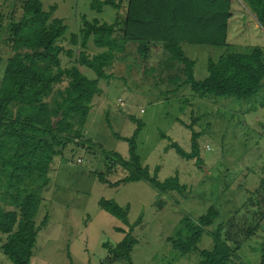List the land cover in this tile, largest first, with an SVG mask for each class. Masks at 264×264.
Instances as JSON below:
<instances>
[{
	"label": "rangeland",
	"instance_id": "1",
	"mask_svg": "<svg viewBox=\"0 0 264 264\" xmlns=\"http://www.w3.org/2000/svg\"><path fill=\"white\" fill-rule=\"evenodd\" d=\"M93 1L41 0L45 10L56 7L52 18L62 19L67 27L66 38L79 34L82 17L108 24L115 20L118 10L104 5L97 12L91 8ZM115 1L124 4L126 0ZM236 4L249 11L243 3ZM123 8L119 10L121 15ZM20 14L19 1L0 0V81L3 60L11 52L10 46L4 44L7 25ZM249 19L244 25L234 22L229 34L230 52L245 53L258 47L264 54V29L254 27L255 22ZM64 45L67 47L68 42ZM87 45L91 52L101 51L91 41ZM226 48L183 45L186 55L195 61L194 78L203 80L208 59L217 60L228 52ZM117 59L109 69L115 77L99 82L101 92L94 96L84 124L83 138L93 144L83 150L72 147L57 158L48 174V185L40 191L35 221L40 225L46 219V224L38 231L30 264H126L123 260L112 262L107 247H115L124 237L117 228H128L99 206L101 198L128 207V222L137 224L131 231L137 240L131 251L134 264H195L198 254L181 256L167 241L184 215L196 219L215 206L220 212L218 222L241 214L249 218L250 213L264 211V92L249 100L210 94L200 97L188 86L174 92L176 86L168 78L176 70L164 67L165 53L152 51L144 58L136 52V43L126 44ZM82 70L88 78L94 77L87 68ZM106 114L113 131L122 139L111 133L105 123ZM137 121L143 124L136 139L141 163L150 173L157 168L159 181L178 176L190 193L187 198L176 192L160 195L145 180L117 187L98 181L93 172L106 173L109 167L104 151L128 157V144L123 138L132 135ZM188 124L201 133L198 144L202 168L194 160L178 155L168 147V139L161 137L163 133L189 152ZM127 174L118 164L107 180L113 183ZM211 245V237L204 234L198 246L209 249ZM263 249L264 239L254 236L236 250V259L257 264ZM0 264L10 263L0 255Z\"/></svg>",
	"mask_w": 264,
	"mask_h": 264
},
{
	"label": "trees",
	"instance_id": "2",
	"mask_svg": "<svg viewBox=\"0 0 264 264\" xmlns=\"http://www.w3.org/2000/svg\"><path fill=\"white\" fill-rule=\"evenodd\" d=\"M17 1L21 14L7 25L4 44L10 46L11 52L3 60L0 81V255L10 264H30L38 231L46 224V219L40 225L35 221L40 191L48 185V174L57 158L72 147L83 150L93 144L83 138L84 124L94 96L101 92L99 82L115 77L109 69L118 55L124 53L126 44L136 43V52L144 58L152 51L165 53L164 67L176 70L168 78L176 86L172 91L188 86L200 97L210 94L249 100L264 92V54L258 47L245 53L228 49L217 60L208 59L203 80L194 78L195 61L186 55L183 45L227 47L234 11L228 0H126L124 4L94 0L91 8L97 12L104 5L118 10L115 20L108 24L82 17L79 34H70L69 38L65 37L67 27L62 19L52 18L55 6L45 10L41 0ZM240 1L264 29V0ZM123 6L121 15L119 10ZM89 41L101 51H89ZM83 68L94 77L88 78ZM104 119L113 136L122 139L113 131L108 114ZM142 127L141 121H137L132 135L123 138L128 144L127 158L101 149L109 167L106 173L93 172L98 181L117 187L145 180L160 195L176 192L187 198L190 193L178 176L159 181L158 169L150 173L141 163L136 139ZM186 127L191 131L189 152L163 133L161 137L168 139V147L178 155L194 160L202 168L198 144L201 133L194 131L192 124ZM118 164L128 174L110 183L107 175ZM98 204L128 228L127 231L117 228L124 237L115 247L105 245L111 261L134 264L131 251L137 240L131 231L137 224L128 222V207L103 198ZM219 216L215 206L196 219L184 215L167 241L181 256L198 254L195 264H244L237 261L236 250L254 236L264 239V211L250 213V220L248 215L241 214L216 222ZM207 233L212 245L201 249L198 245ZM262 251L257 264H264Z\"/></svg>",
	"mask_w": 264,
	"mask_h": 264
},
{
	"label": "crops",
	"instance_id": "3",
	"mask_svg": "<svg viewBox=\"0 0 264 264\" xmlns=\"http://www.w3.org/2000/svg\"><path fill=\"white\" fill-rule=\"evenodd\" d=\"M237 2H232V5L234 7V11L232 14V18L231 21L229 23V29H228V38H227V49L231 48V44H230V29L234 26V22L236 23H242L244 25V23L248 22L249 20H253L255 22L254 27H258L259 24L257 23L255 17L253 14H250L249 11H247L246 9L242 8L241 6H238V4H236ZM242 9L246 10V12L248 13L247 15H249L248 17L246 16V14L243 13ZM236 29H237V25H236Z\"/></svg>",
	"mask_w": 264,
	"mask_h": 264
},
{
	"label": "built area",
	"instance_id": "4",
	"mask_svg": "<svg viewBox=\"0 0 264 264\" xmlns=\"http://www.w3.org/2000/svg\"><path fill=\"white\" fill-rule=\"evenodd\" d=\"M229 2H237V3H241V1L240 0H228ZM118 102L121 104V100L120 99H118ZM78 163H81V159L80 160H78Z\"/></svg>",
	"mask_w": 264,
	"mask_h": 264
},
{
	"label": "clouds",
	"instance_id": "5",
	"mask_svg": "<svg viewBox=\"0 0 264 264\" xmlns=\"http://www.w3.org/2000/svg\"><path fill=\"white\" fill-rule=\"evenodd\" d=\"M242 3V2H241Z\"/></svg>",
	"mask_w": 264,
	"mask_h": 264
}]
</instances>
